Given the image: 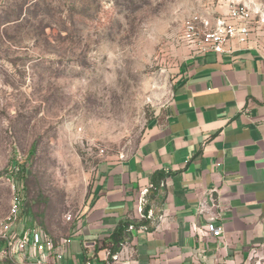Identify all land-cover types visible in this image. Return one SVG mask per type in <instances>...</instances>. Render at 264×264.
I'll list each match as a JSON object with an SVG mask.
<instances>
[{"label":"rangeland","instance_id":"obj_1","mask_svg":"<svg viewBox=\"0 0 264 264\" xmlns=\"http://www.w3.org/2000/svg\"><path fill=\"white\" fill-rule=\"evenodd\" d=\"M238 7L248 12L246 43L264 48V0H0V220L18 194L14 239L35 227L78 243L100 165L140 146L184 58L197 54L188 19ZM2 231L0 264H22L3 255ZM248 264H264V249Z\"/></svg>","mask_w":264,"mask_h":264},{"label":"crops","instance_id":"obj_2","mask_svg":"<svg viewBox=\"0 0 264 264\" xmlns=\"http://www.w3.org/2000/svg\"><path fill=\"white\" fill-rule=\"evenodd\" d=\"M161 170L172 175L148 195L152 228L132 229L114 264H248L264 249V48L233 43L184 58L140 146L100 165L64 264H78V252L107 264L110 249L96 246L122 219H142L140 194Z\"/></svg>","mask_w":264,"mask_h":264},{"label":"built area","instance_id":"obj_3","mask_svg":"<svg viewBox=\"0 0 264 264\" xmlns=\"http://www.w3.org/2000/svg\"><path fill=\"white\" fill-rule=\"evenodd\" d=\"M247 9L235 8L231 10L227 18H215L214 21L208 17L194 15L186 23L187 33L185 38L193 52L197 54H206L211 51L225 52L231 49L232 42L246 43L249 36V27L243 22L247 21ZM164 182L161 183V187ZM154 186L151 185L150 189ZM150 189L141 192L138 203V212L144 218V210L148 203V193ZM21 197L17 194L14 196L11 205V211L8 217L0 220V227L3 229L1 237L5 243L2 251L3 255L10 256L12 260L19 259L22 264H62L67 253L66 245L71 240H64L56 244L49 237L44 236L41 231L35 227L22 230L18 234L17 240L10 235V231L16 228L20 214ZM147 217H150L148 213ZM131 229H133L131 227ZM206 230L213 236L219 237L223 234V228L215 223H208ZM91 244H86L90 247ZM36 253L33 259L30 251ZM111 252H107V264H114L109 260ZM118 255H113L116 260ZM17 257V258H16ZM86 264H92V259L87 258Z\"/></svg>","mask_w":264,"mask_h":264},{"label":"trees","instance_id":"obj_4","mask_svg":"<svg viewBox=\"0 0 264 264\" xmlns=\"http://www.w3.org/2000/svg\"><path fill=\"white\" fill-rule=\"evenodd\" d=\"M171 172L166 171H157L152 175V185L154 186L149 190V193L152 195L158 194V189L161 187V183L164 182L169 176H171ZM150 205H147L144 210L145 217L140 220H131V219H122L112 234L105 239L100 246H96V251L100 249H110V261H115L113 255H117L121 252L123 245L129 240L131 236V227L133 229L147 228L151 229V220L147 217L149 212ZM4 243V241H3ZM5 246V243H4Z\"/></svg>","mask_w":264,"mask_h":264}]
</instances>
